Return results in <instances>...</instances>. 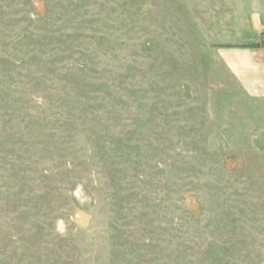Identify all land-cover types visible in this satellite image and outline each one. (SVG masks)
I'll return each instance as SVG.
<instances>
[{"label": "rangeland", "instance_id": "374dc122", "mask_svg": "<svg viewBox=\"0 0 264 264\" xmlns=\"http://www.w3.org/2000/svg\"><path fill=\"white\" fill-rule=\"evenodd\" d=\"M264 0H0V264H264Z\"/></svg>", "mask_w": 264, "mask_h": 264}, {"label": "crops", "instance_id": "0c3cea01", "mask_svg": "<svg viewBox=\"0 0 264 264\" xmlns=\"http://www.w3.org/2000/svg\"><path fill=\"white\" fill-rule=\"evenodd\" d=\"M220 58L250 96L264 97V49L258 46L218 48Z\"/></svg>", "mask_w": 264, "mask_h": 264}, {"label": "trees", "instance_id": "16d2710c", "mask_svg": "<svg viewBox=\"0 0 264 264\" xmlns=\"http://www.w3.org/2000/svg\"><path fill=\"white\" fill-rule=\"evenodd\" d=\"M236 46L254 47V46H256V45H254V44L252 45V44H251V45H236Z\"/></svg>", "mask_w": 264, "mask_h": 264}]
</instances>
